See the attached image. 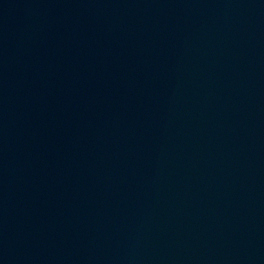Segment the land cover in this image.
<instances>
[{"label":"water","instance_id":"95a60500","mask_svg":"<svg viewBox=\"0 0 264 264\" xmlns=\"http://www.w3.org/2000/svg\"><path fill=\"white\" fill-rule=\"evenodd\" d=\"M0 264H264V0H0Z\"/></svg>","mask_w":264,"mask_h":264}]
</instances>
